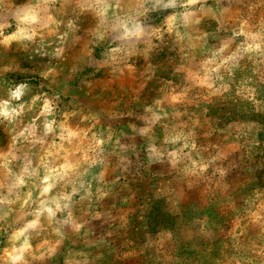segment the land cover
<instances>
[{"label":"rangeland","instance_id":"rangeland-1","mask_svg":"<svg viewBox=\"0 0 264 264\" xmlns=\"http://www.w3.org/2000/svg\"><path fill=\"white\" fill-rule=\"evenodd\" d=\"M0 264H264V0H0Z\"/></svg>","mask_w":264,"mask_h":264},{"label":"clouds","instance_id":"clouds-1","mask_svg":"<svg viewBox=\"0 0 264 264\" xmlns=\"http://www.w3.org/2000/svg\"><path fill=\"white\" fill-rule=\"evenodd\" d=\"M20 95H21V90L20 89H18L17 92L13 93L14 98L17 99V100L20 99ZM45 191H47V189H45Z\"/></svg>","mask_w":264,"mask_h":264},{"label":"trees","instance_id":"trees-1","mask_svg":"<svg viewBox=\"0 0 264 264\" xmlns=\"http://www.w3.org/2000/svg\"><path fill=\"white\" fill-rule=\"evenodd\" d=\"M259 180H261V177H259Z\"/></svg>","mask_w":264,"mask_h":264}]
</instances>
